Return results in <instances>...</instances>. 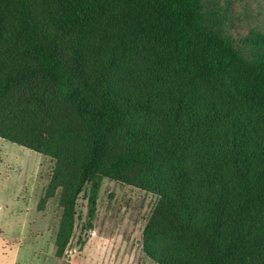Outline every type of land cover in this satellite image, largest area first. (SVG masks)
<instances>
[{
  "label": "trees",
  "instance_id": "16d2710c",
  "mask_svg": "<svg viewBox=\"0 0 264 264\" xmlns=\"http://www.w3.org/2000/svg\"><path fill=\"white\" fill-rule=\"evenodd\" d=\"M204 0H0V137L55 160L56 252L104 177L159 197L157 264H264V34L252 59Z\"/></svg>",
  "mask_w": 264,
  "mask_h": 264
},
{
  "label": "rangeland",
  "instance_id": "374dc122",
  "mask_svg": "<svg viewBox=\"0 0 264 264\" xmlns=\"http://www.w3.org/2000/svg\"><path fill=\"white\" fill-rule=\"evenodd\" d=\"M220 31L244 57L259 52L252 40L264 34V0H204ZM55 160L0 137V264H157L144 251L143 231L159 197L104 177L92 226L90 184L77 200L75 228L66 253L55 255L62 216L59 193L38 204Z\"/></svg>",
  "mask_w": 264,
  "mask_h": 264
}]
</instances>
